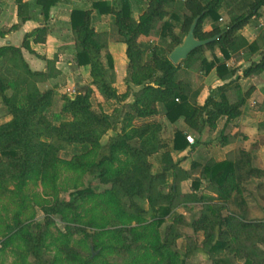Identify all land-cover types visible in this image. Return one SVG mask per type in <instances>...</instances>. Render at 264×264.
<instances>
[{
  "label": "trees",
  "instance_id": "trees-1",
  "mask_svg": "<svg viewBox=\"0 0 264 264\" xmlns=\"http://www.w3.org/2000/svg\"><path fill=\"white\" fill-rule=\"evenodd\" d=\"M60 2L35 0L45 23L25 36L22 47H0V99L10 117L8 122L0 125V194L23 193L28 183L35 179H41L47 186L54 185L62 165L94 175L105 189L97 193L86 188L75 193L74 202L56 201L52 207L44 208L45 224L38 223L34 228L26 226L17 213L15 231L3 242L4 247L21 240L35 264H57V260L43 261L49 246L47 241L52 237L49 228L54 224L52 216L68 211L77 218L78 203L82 205L87 200L99 198L115 215V221L125 228L93 236L94 249L101 250V254L81 264H110L101 257L114 254L116 246L127 255L124 264H189L198 253L213 260V264H225L222 259L225 255L241 260L243 264H264V169L254 165L258 145L249 150L231 149L221 160L210 156L204 164L185 159L189 161L185 168L181 162H174L172 152L185 151L189 147L194 150L201 145L199 139L191 145L187 133L176 129L172 141L165 142L156 137L160 126L155 121L139 126L132 124L135 119L157 117L159 106L171 124L182 120L199 136L216 131L222 119L238 120L253 88L243 93L236 78L239 68H231L227 62L246 47L252 54L261 51L260 60L252 62L242 76L250 78L264 74V48L260 50L264 47V39L250 44L242 35L264 8V0H147L144 1L145 11L138 20L133 16L130 0H119L114 4L95 2L96 14L94 10H73L70 25L76 47L75 62L79 67H91L90 87L78 92L74 98L58 95L54 89L41 91L37 87L21 96L20 92L32 79L48 77L50 69L46 72L30 69L22 49L35 54L30 47L31 40L36 44L47 42L51 12ZM15 3L19 22L7 31L0 30L2 38L32 19L28 14V2L15 0ZM222 10L226 11L229 20V25L224 28L220 25ZM104 14L112 16L117 40L127 46L129 64L125 84L128 90L133 86L140 88L133 92V102L126 105L121 127L114 116L97 112L91 101L94 88L99 89L107 101H126L130 95L129 92L120 95L114 87L115 65L108 49L109 35L96 29ZM196 19L199 20L195 31L197 40L220 38L198 48L187 60L175 65L170 55L183 44ZM207 22L212 24L210 31L204 30ZM141 36L157 37L158 43L147 48L139 42ZM216 50L220 51L222 59L214 54ZM206 52L213 55L211 60ZM47 63L54 65L55 62ZM195 63L200 64L203 76L215 70L222 81L228 80L211 92L203 106L196 103L199 92L183 78L185 70ZM232 92L236 94L235 101H231L229 94ZM58 98L61 109L59 114H54ZM54 117L60 119L59 124L54 122ZM111 131L117 136L107 146L108 154L98 162L91 161L90 158L103 148L102 140ZM217 139L225 147L233 137L219 132ZM64 143L72 146L74 151L80 150V154L70 161L62 160ZM121 156L126 160L123 161ZM155 156L159 157L160 164L156 172L151 162ZM170 173L175 182L165 194L157 186H163ZM179 174L192 179L193 190H199L205 181L213 193L204 195V208L190 225L194 233H203V247L188 236L187 247L181 249L178 246L181 230L188 226L182 215L174 213L179 196ZM255 180L261 182L256 187L257 194L253 195L247 187ZM10 184L15 191L10 190ZM252 198L257 200L254 205L250 203ZM145 199L150 201L149 211L140 203ZM148 215H151L150 220ZM169 218L170 225L164 228ZM133 223L136 225L132 226ZM89 226L105 228L96 222ZM128 236L130 243L125 240ZM64 237L63 245L67 246L69 239L67 235Z\"/></svg>",
  "mask_w": 264,
  "mask_h": 264
},
{
  "label": "rangeland",
  "instance_id": "rangeland-1",
  "mask_svg": "<svg viewBox=\"0 0 264 264\" xmlns=\"http://www.w3.org/2000/svg\"><path fill=\"white\" fill-rule=\"evenodd\" d=\"M255 23L256 22L253 20L250 24V29L248 30L251 31V36L258 35L259 37V34H254L257 29L254 26ZM211 25L212 24L209 25V28H211ZM220 25L223 28L228 26V18L223 17V21L220 22ZM155 38L156 39L153 41L157 44L158 38ZM112 39L117 40L118 37L114 35ZM263 48L264 47L260 50ZM207 53L209 54V52H206V54ZM259 59V51L252 54L246 47L235 54L234 60L231 61L229 65L235 67L240 66L239 71H242L243 69L248 68L253 61H258ZM47 67L50 69L48 71V77L44 79H32L20 92L21 96H23L28 90L37 87L41 91L54 89L58 95L68 94V97L72 96L74 98L78 92L85 91L91 85V83L79 79L76 74H74L73 77L70 76V82L67 80H61V78L55 74L53 64L48 65L47 63ZM121 70L122 69L119 67L116 68L115 66V72L113 75L114 87L120 95H124L129 92L130 95L126 101H107L103 98L97 88H94V94L91 99L93 108L99 113L114 116L116 120L119 121V127H121V122L127 112L126 105L132 103L134 100L132 96L133 92L140 89L139 87L133 86L131 90H128L124 81L126 72L124 74ZM185 71L186 72L183 73V78L191 84L194 91H199L201 83L204 80V77H201L202 74L200 73V64H192V66ZM50 76H55L56 80H51L49 78ZM66 85L70 86L68 90L69 92L67 94H62L60 91H65L64 88ZM229 95L231 101H235L237 99L235 92H232ZM262 97L263 98L261 99H257L255 93H253L248 100L243 115L238 120L227 122V126L224 128V133L233 137V140H230V144L228 145L231 149L244 148L249 150L253 145L257 144L258 148L254 153V165L258 168L264 169V96ZM60 105L61 103L58 98L54 114H59L61 109ZM162 109L163 108H161V110ZM163 111L164 110H162V113ZM157 119V117L149 120L135 119L132 124L134 126H139L142 123L151 120L158 124V121L162 120V116H160L161 120ZM9 120L10 117L8 115V111L0 99V125L8 122ZM53 120L57 124L60 122V119L55 117ZM191 135L195 141L198 139L201 141V145L196 146L195 150H193L195 152L199 149V154L195 156L196 160L194 161L204 164L212 155H214V157L218 160L225 158L226 155L221 154L223 151L221 141L219 142L214 132L208 131L203 136H199L198 134L191 132ZM116 136L117 134L115 132H109L102 140L103 148L94 154L90 160L98 162L102 157L106 156L108 154L107 146L116 138ZM158 136L159 139H162L165 142L172 141L169 138V136H171L170 130L163 129V127L162 132L156 135V137ZM153 141L155 142V139ZM62 147L61 158L64 161H70L74 155L80 154V150L74 151L72 146L65 143L62 144ZM190 158L193 160L192 154ZM121 159L123 161L126 160L124 156H121ZM185 159H177V163L181 162L182 166L187 168L189 161H186ZM151 162L153 163L154 171L156 172L160 167L159 157H153ZM117 166L118 164H116V167ZM177 180L179 196L174 213L182 215L184 222L188 225L181 230L182 237L178 240V246L181 249L187 247L188 241L186 237L188 236L200 247H203L205 240L203 233H194V231L190 228V225L199 218L204 208L203 202L206 201L202 200L204 195H213V193L209 190L208 184L205 181L202 182L200 189L195 191L192 188V179H186L184 175L179 174V176H177ZM174 182L175 177L170 173L167 182L163 184V186L158 185L157 189L167 194L170 192V187ZM260 182L261 180H255L252 185L247 187L248 191L253 193V195H256V187ZM9 188L11 191H15V187L12 184H10ZM86 188H90L95 192L100 193L105 189V186L100 183L98 178L90 173L76 171L68 168L66 165H62L54 185L52 184L47 186L43 184L41 179H35L28 183L27 187L23 190V193H12L7 195L0 194V264H35V260L27 253L21 240H15L7 247H4L3 245V242L6 241L15 231V217L17 213H20V220L26 226L34 228L38 223L45 224L46 215L44 208L52 207L56 201L74 202L76 198L75 193ZM256 202L257 200L255 198L250 199L251 205H254ZM140 203L146 211L150 210L151 206L148 199H145ZM78 205L80 206L77 211V218H74V216L68 211L52 216L54 224L49 227L52 237L47 241V245L49 246L47 252H45L43 256V261L51 263L53 260H57V264H81L82 261H86L88 258L95 259L99 254H101V250L96 251L94 249L91 242L92 237L97 233L105 231L124 230L125 227L115 221V215L102 204L99 198L90 199L82 203V205L81 203H78ZM147 219L150 220L151 215H148ZM168 220L169 222L164 225V228L170 225L171 218ZM91 222H96L97 225L104 226L105 228L91 227L89 226V223ZM134 225L136 224L133 223L132 226ZM64 235H67L69 239L67 246L63 245V241L66 239ZM125 240L128 243L131 242V238L129 236L128 239L125 238ZM111 242L114 244L113 241ZM115 251L116 252L112 255H107L105 257L102 256L101 259L110 264H124V259L127 258L125 251L121 250L118 246H116ZM222 259L225 260V264H243V261L228 255L223 256ZM189 264H213V260L209 259L203 253H198L189 260Z\"/></svg>",
  "mask_w": 264,
  "mask_h": 264
},
{
  "label": "crops",
  "instance_id": "crops-1",
  "mask_svg": "<svg viewBox=\"0 0 264 264\" xmlns=\"http://www.w3.org/2000/svg\"><path fill=\"white\" fill-rule=\"evenodd\" d=\"M98 1H107L110 2L111 4H114L117 3L119 0H61L58 6L52 9L51 20L49 22L51 30L47 37V42L45 44H36L31 40L30 47L35 54H31L27 50L22 49L24 59L28 63L32 71L46 72L48 70L47 61H54L55 74H57L61 78V80H67L68 82H70V76L73 77V75L76 74V76H78L79 79L85 80L88 83L92 82L91 67L90 66L79 67L75 62L76 47L74 43L73 32L70 25V14L73 10L93 11L94 3ZM144 1L147 0H130L133 7V16L136 20H138L139 17L145 11ZM25 2L29 3L28 14L32 17V19L27 21L25 24H23L18 30L8 33L3 38L0 37V47L5 45L22 47L25 36L31 33L36 28L41 27L45 23V19L43 15L39 12V10L35 5V0H25ZM94 14H96L95 10H94ZM220 16H221V20H220L221 22L223 21V17L228 18L225 10H222L220 12ZM100 19L101 20L96 24V29L98 32L107 33L109 35L108 49L112 54L116 68L119 67L120 69H122L121 70L122 73L125 74L127 70V66L129 64V60L126 55L127 46L123 43L118 42V40L112 39V37L116 35V33L112 30L113 29L112 16L111 15L108 16L104 14V16H102ZM254 21L256 22L254 26L257 28L254 34H259L260 38L258 37V35H255L256 37L254 35L252 36L250 35L251 31L248 30L250 29V25L247 26L242 31V35L250 44L258 40H261V38L263 40L264 38V8L261 9L258 16L254 19ZM18 22H19L18 7L15 3V0H0V30L7 31L12 26L18 24ZM209 23L210 22H207V25L204 26L205 31H210L212 29V25L211 28H209V25L211 24ZM155 39H156L155 37L141 36L139 38V42L144 46H146L147 48H151L152 44H155L153 41ZM259 53L261 58V51H259ZM214 54L218 58L222 59V55L219 50H216ZM206 56L209 60L213 58V55L210 52L209 54L207 53ZM234 56L235 55H233L232 58L227 62V65L231 68H240V66L235 67L229 65V63L234 60ZM253 62H257V61H253ZM243 70L239 71L238 76L236 77L238 79V84L240 86L241 91L243 93H246L251 88H253L252 94L255 93L257 99L263 98L262 96H264V74L253 76L250 78H244L242 76ZM201 77H204V80L201 83V87L198 91L199 94L196 98V103L199 106H203L205 104L206 100L208 99V97L210 96L213 90H216L217 88L228 83V80L226 82L222 81L217 76L215 70H213L208 76L201 75ZM49 78L51 80H56L55 76H50ZM69 88L70 86L66 85L64 88L65 91H60V92L62 94H67L69 92L68 91ZM71 98L73 97L71 96ZM161 108L162 107L160 106L158 107L160 113L157 116L158 118L157 120H161L160 116H162V120L158 121L157 124L158 126H160V133L162 132V127H163V129L170 130L171 136H169V138L171 140L174 137V132L176 131V129L185 131L187 135L192 136L191 132L189 131V129L182 120H180L176 124H171L167 120L164 111L162 113L163 109L161 110ZM221 121L222 122L218 123L217 130L212 131L216 134L215 136H217L219 132H224V128H226L227 122H231L228 121L227 119H223ZM222 150L223 151L221 152V154L226 155L227 151H230L231 148L225 146L222 148ZM196 151L194 152L193 150H191V147H189L185 151H173L172 157L175 160L174 161L175 163H177V159L180 158L181 160L185 158L186 160H190L191 154L193 160H196L195 156L199 154V149Z\"/></svg>",
  "mask_w": 264,
  "mask_h": 264
},
{
  "label": "water",
  "instance_id": "water-1",
  "mask_svg": "<svg viewBox=\"0 0 264 264\" xmlns=\"http://www.w3.org/2000/svg\"><path fill=\"white\" fill-rule=\"evenodd\" d=\"M198 19H196L185 38L182 45L176 47L174 51L170 55V60L173 64L178 65L180 62L185 61L188 59V57L198 48L204 47L212 42H215L220 38V36H217L213 39L199 41L196 39L195 31L198 26Z\"/></svg>",
  "mask_w": 264,
  "mask_h": 264
},
{
  "label": "built area",
  "instance_id": "built-area-1",
  "mask_svg": "<svg viewBox=\"0 0 264 264\" xmlns=\"http://www.w3.org/2000/svg\"><path fill=\"white\" fill-rule=\"evenodd\" d=\"M187 141H188L191 145H193V144L195 143L194 138H193L192 136H190V135L187 136Z\"/></svg>",
  "mask_w": 264,
  "mask_h": 264
}]
</instances>
